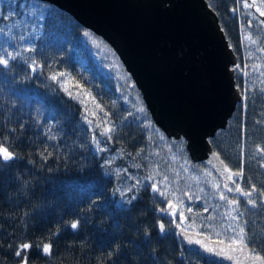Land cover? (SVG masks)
Masks as SVG:
<instances>
[{
	"label": "trees",
	"instance_id": "16d2710c",
	"mask_svg": "<svg viewBox=\"0 0 264 264\" xmlns=\"http://www.w3.org/2000/svg\"><path fill=\"white\" fill-rule=\"evenodd\" d=\"M206 1L230 40L232 0ZM5 48L19 55L10 70H0V140L18 159L0 169V264H19L15 251L22 243L33 245L24 253L28 264H222L177 240L176 225L161 211L167 200L151 191L150 175L169 199L193 204L196 212L184 210L188 231L231 243L236 227L226 213H239L247 247L264 257V164L237 156L235 148L247 135L248 113L242 122L232 115L225 130L209 138L223 164L243 172L241 187L257 189L256 207L242 201L233 210L212 187L216 176L209 168L194 164L183 141L173 144L153 125L114 50L67 12L39 0H0V54ZM33 59L44 66L35 73L28 67ZM58 72L95 103L83 92V103L69 98L49 79ZM100 120L109 123L97 127ZM106 126L114 129L111 139L100 134ZM45 243L52 245L49 255L41 250Z\"/></svg>",
	"mask_w": 264,
	"mask_h": 264
},
{
	"label": "water",
	"instance_id": "95a60500",
	"mask_svg": "<svg viewBox=\"0 0 264 264\" xmlns=\"http://www.w3.org/2000/svg\"><path fill=\"white\" fill-rule=\"evenodd\" d=\"M39 1L62 9L106 41L139 91L153 125L173 144L183 141L194 164L201 162L229 182L209 138L226 126L240 94L232 80L234 55L206 0ZM181 228L175 229L177 240L201 257L222 264H260L254 259L260 255L247 244L232 251L230 242L205 240L206 235L195 231L185 235ZM196 239L224 252L210 254L190 242Z\"/></svg>",
	"mask_w": 264,
	"mask_h": 264
},
{
	"label": "flooded vegetation",
	"instance_id": "af4514ba",
	"mask_svg": "<svg viewBox=\"0 0 264 264\" xmlns=\"http://www.w3.org/2000/svg\"><path fill=\"white\" fill-rule=\"evenodd\" d=\"M245 3L252 4V0H232V5L229 7V17L233 24L230 40L224 37L234 55L232 80L240 94V99L232 110L231 116L235 114L237 119L240 115V122H242L245 112L249 116L247 122L250 121L246 124L247 135H242V138L236 142L238 143L235 147L237 156L254 158L258 160V163L264 164V17L259 15L255 7L245 8ZM256 3L260 5L264 3V0H256ZM225 128L226 126L219 131H224ZM225 139V136H221L219 141L223 147ZM234 178L239 182L240 177ZM225 183L234 187L231 182ZM221 186L225 189L224 183ZM225 195L229 198L228 194ZM231 195L237 197L232 199L239 201V205L247 200L235 192ZM251 198L255 199L254 196ZM245 204L251 206L247 202ZM260 204L264 205V203ZM167 217L171 220L170 216L167 215ZM172 220L171 223L175 225V219L172 218Z\"/></svg>",
	"mask_w": 264,
	"mask_h": 264
},
{
	"label": "snow or ice",
	"instance_id": "6c2138e0",
	"mask_svg": "<svg viewBox=\"0 0 264 264\" xmlns=\"http://www.w3.org/2000/svg\"><path fill=\"white\" fill-rule=\"evenodd\" d=\"M245 8H251V7H255L256 11L259 13V15L261 17H264V3H261L260 5H257L256 0H252V4H248L245 3L244 4ZM11 15V13L9 14ZM85 36H89L90 34L88 32L84 33ZM93 44L97 47H99V45L96 43L95 40H93ZM29 52H35L36 50L34 48L29 47L28 49H26ZM18 53L14 54L13 52H9L6 48L3 49V53L0 54V70H10L12 65L10 64L11 61H15L18 58ZM27 63V61H26ZM28 67L30 69V71L32 73L37 72L38 68H42L44 67L43 65H40L37 63V61L35 59L31 60L30 63H28ZM50 80L57 82L60 86L61 89H63L69 96V98H81V102L83 103V99L81 97V93L83 92L84 96H87L93 103H95V98L91 96V93L88 92L87 90H85L83 88L82 85H80L79 83L75 82L70 76H68L66 73L64 72H58V73H54L49 77ZM61 79H63V82L61 83ZM71 88H76L78 89V91H76L75 93L71 90ZM95 108L99 111H103L100 104H95ZM88 109L87 106L85 105V112L87 113ZM137 111L143 113L144 109L138 108ZM96 112H92V116H95ZM108 113H104V116L107 117ZM87 123L92 124L93 120L88 119ZM109 122L105 121V120H100L96 122V126L100 127L101 124H105L107 125ZM114 131V129L111 126H106L103 128V130L101 131V135L102 136H106L109 139H111L110 134ZM99 151H104L103 148H99ZM18 159L17 154L10 150V147L7 145V143H5L4 140H0V169L4 168V167H10L11 166V162H14L15 160ZM223 163V162H222ZM225 171L228 172V175L226 177V180L231 182L234 187H230L228 183L224 184V188L226 189L227 192L231 193V192H235L240 194L241 196L247 198L246 202L248 205H251L252 207H256L257 206V201L255 199H252L251 197L253 196V194L255 192H257V189L255 188V186H252L250 190H245L244 188L241 187L240 183L234 179V177H241L243 176V172L242 171H236L233 172L232 170L228 169L227 166H225ZM149 179L152 181L151 184L149 185L151 188V191L154 193H158L161 197H164L167 200V209L162 208L161 211L162 212H167V214L171 215L172 217H176L177 214H179V220L181 223H183L187 217L185 216L184 213V207L185 205H183L182 199L180 198H172L169 199V197L171 196V193L166 192L164 190H162L159 186V184L156 182L155 180V176L154 175H150ZM167 187V185H165V188ZM212 187L214 189L219 190L220 185L217 184H213ZM131 191V190H130ZM201 191H203V189H201ZM260 196L264 197V191H261ZM187 195V194H186ZM190 199H192L191 196H189ZM136 196L135 194H132L129 196V200L128 202L131 203L132 200H135ZM219 199L226 201L227 204L233 208V210H236L237 206L239 205V201L235 200V199H229L224 192H219ZM262 203H264V201H261ZM192 208L188 207L187 208V212L189 214L192 213ZM205 211H207V209H205ZM227 216L230 217L231 221L237 222L236 224V228H235V238H233V240L231 241V243H229L228 248L231 249L232 251H236L238 249H240V247L242 245L245 244V228L241 225H239L238 221H239V213L237 215H232L231 212L226 213ZM209 219H211V217H209ZM180 225L178 224L177 227H179ZM70 227L73 230H76L78 228V221H73L70 223ZM158 228L159 231L161 233H164L166 231V227L164 223H159L158 224ZM230 229H231V225H230ZM182 233H184L185 235H192V233L188 232L187 228H181L180 229ZM196 236H199L200 233L197 232L195 233ZM205 240H208L209 237L205 236L204 238ZM193 243H196L198 245H201V247L204 248V250L210 254H217L224 252V248H220V249H216V248H212L209 247L208 244L204 243L203 241L196 239L195 241H190ZM216 243L219 244H223L224 241L220 240L217 241ZM33 245L29 244V243H22L18 246L17 250L15 251V255L17 257L20 258L19 264H28V258L27 256L24 254L28 249L32 248ZM42 252L45 255H49L51 254V250H52V245L45 243L42 246ZM228 259H232V257H228ZM254 259L256 261H259L260 264H264V257H260V256H255Z\"/></svg>",
	"mask_w": 264,
	"mask_h": 264
},
{
	"label": "rangeland",
	"instance_id": "374dc122",
	"mask_svg": "<svg viewBox=\"0 0 264 264\" xmlns=\"http://www.w3.org/2000/svg\"><path fill=\"white\" fill-rule=\"evenodd\" d=\"M235 179V178H234ZM212 182L214 183V184H219L220 185V188H219V192H224V194H228V196H229V199H232V198H237L235 195L233 196V195H231L233 192H231V193H229V192H227L226 191V189H223L222 188V186H221V184L222 183H224L225 184V182H223V180L222 179H217V178H213L212 179ZM231 187V186H230ZM183 205H185V207H184V209L183 210H185V211H187V208L188 207H190V208H192V212H196V209L192 206L193 204L191 203V202H189V203H183ZM179 214H177V216L176 217H173V219H175L177 222H179ZM234 222V221H233ZM236 224H237V222H234V227H236ZM183 228H187V225H186V223L184 222L183 223Z\"/></svg>",
	"mask_w": 264,
	"mask_h": 264
}]
</instances>
